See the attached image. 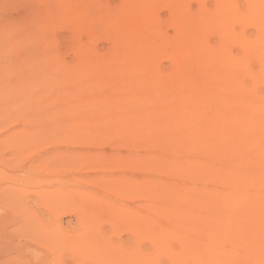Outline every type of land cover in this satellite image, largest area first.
I'll use <instances>...</instances> for the list:
<instances>
[{
	"label": "rangeland",
	"instance_id": "obj_1",
	"mask_svg": "<svg viewBox=\"0 0 264 264\" xmlns=\"http://www.w3.org/2000/svg\"><path fill=\"white\" fill-rule=\"evenodd\" d=\"M221 1L0 0V264H170L151 243L170 221L143 184L155 145L142 116L157 102L145 81L167 82L183 59L177 35L202 36L194 19ZM197 254L186 264H210Z\"/></svg>",
	"mask_w": 264,
	"mask_h": 264
},
{
	"label": "bare ground",
	"instance_id": "obj_2",
	"mask_svg": "<svg viewBox=\"0 0 264 264\" xmlns=\"http://www.w3.org/2000/svg\"><path fill=\"white\" fill-rule=\"evenodd\" d=\"M237 19L253 30L236 31ZM194 20L203 35L193 42L187 39L192 35H177L183 59L167 73L168 83L145 81L156 84L150 89L157 102L142 116L153 123L143 122L142 133L155 145L143 164L153 175L143 184L167 199L155 209L170 221L152 233L151 243L170 264H186L202 249L210 264H264V0H245L241 7L222 0ZM210 33L213 45L205 40ZM144 54L147 61L154 52ZM159 144L168 150L159 151ZM163 171L188 181L163 179ZM185 217L191 221H180V229L195 228L208 239L195 229L196 237L181 236L178 218ZM137 218L148 229V218ZM180 237L182 250L174 254L172 241Z\"/></svg>",
	"mask_w": 264,
	"mask_h": 264
}]
</instances>
